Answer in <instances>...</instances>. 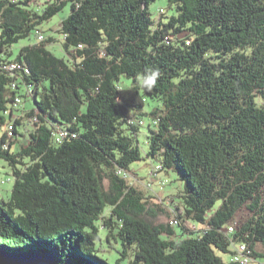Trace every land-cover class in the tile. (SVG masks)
Instances as JSON below:
<instances>
[{
	"label": "trees",
	"instance_id": "trees-1",
	"mask_svg": "<svg viewBox=\"0 0 264 264\" xmlns=\"http://www.w3.org/2000/svg\"><path fill=\"white\" fill-rule=\"evenodd\" d=\"M151 1L0 0V158L14 178L0 194V250L264 264V0H167L173 11L156 18ZM67 4L60 55L49 35L13 52ZM144 158L184 181L174 225L147 218L148 198L128 180ZM239 243L249 262L232 260Z\"/></svg>",
	"mask_w": 264,
	"mask_h": 264
},
{
	"label": "rangeland",
	"instance_id": "rangeland-1",
	"mask_svg": "<svg viewBox=\"0 0 264 264\" xmlns=\"http://www.w3.org/2000/svg\"><path fill=\"white\" fill-rule=\"evenodd\" d=\"M35 2L40 5L44 0H35ZM70 4H67L65 7L61 8L58 13H56L50 20L43 22L40 26V31L44 34V36H53L55 38L53 42L48 46V49L52 50L56 55H60L62 50L60 48V37L62 34L58 31L60 23L62 20L67 17L69 14ZM164 8L165 13L171 14L173 9L168 6L167 0H154L149 3V11L151 12L152 17L156 18L158 16V11H162ZM35 34L34 31L30 33L29 36L24 37L22 39H18L12 45L13 52L18 50L22 45L30 44L35 42ZM131 83V78L126 76H121L122 87H127ZM27 108H30L33 105L32 99H28L25 101ZM156 104L154 100H147L142 110L150 111L153 105ZM142 118L145 120L146 124L140 127L139 132V144L142 150L147 149L146 145V132H147V123H149L150 118L149 115H142ZM23 125L22 128L30 127V123L26 117L24 119H20ZM19 125V126H21ZM22 128H19V131H22ZM6 129V127H5ZM9 129V127H7ZM24 130V129H23ZM3 131L2 127H0V133ZM25 136H19L17 145L20 142H24L26 138V130H24ZM15 149V147L13 148ZM156 158H144L131 163V170L128 173V180L132 182L133 185L139 187L144 191V194L148 198V206L147 208L151 212L150 215H146L147 218L151 219L154 222L160 223H169L170 217L175 213V207L181 208L180 200L176 197V194L179 192L182 187H184V181L178 179L176 173L170 171L165 173L164 171H155L154 167L151 165L156 163ZM14 178L11 175V171L7 162L0 158V194L7 197L10 194V188L12 185ZM4 181L2 184L1 182ZM150 196V197H148ZM158 206V207H157ZM246 209H242L237 213V219L245 218L247 216ZM172 225V224H170ZM189 228H194V226L189 225ZM103 254V258H107L110 262H113L115 258V253L110 254L107 252H101ZM224 258H228V255H223Z\"/></svg>",
	"mask_w": 264,
	"mask_h": 264
},
{
	"label": "water",
	"instance_id": "water-1",
	"mask_svg": "<svg viewBox=\"0 0 264 264\" xmlns=\"http://www.w3.org/2000/svg\"><path fill=\"white\" fill-rule=\"evenodd\" d=\"M0 264H94L82 259L80 255H69L58 258L57 254L47 248L39 247L18 254L0 250Z\"/></svg>",
	"mask_w": 264,
	"mask_h": 264
},
{
	"label": "built area",
	"instance_id": "built-area-1",
	"mask_svg": "<svg viewBox=\"0 0 264 264\" xmlns=\"http://www.w3.org/2000/svg\"><path fill=\"white\" fill-rule=\"evenodd\" d=\"M36 39L37 41L39 40H42L44 36V34L40 31V30H37L36 32ZM19 64L14 62V63H11L10 65H8L9 69H14L16 67H18ZM16 102L19 103L20 100L18 99V97L15 98ZM9 129H10V125L8 126ZM155 171H158L159 169V165H156L154 167ZM128 175V173H127ZM177 223V220L175 219L174 215L170 217V220H169V224H176ZM232 232H234V225L233 223H230L227 225L226 227V230H225V233L226 234H231ZM245 249H246V245L244 243H239L237 244L235 247H234V251H235V254L232 255V260H240L241 262H249L250 259L249 257H247V255L244 254L245 252Z\"/></svg>",
	"mask_w": 264,
	"mask_h": 264
},
{
	"label": "clouds",
	"instance_id": "clouds-1",
	"mask_svg": "<svg viewBox=\"0 0 264 264\" xmlns=\"http://www.w3.org/2000/svg\"><path fill=\"white\" fill-rule=\"evenodd\" d=\"M159 76V73L155 70L150 72L146 77H145V85L148 87L154 86L156 83V79Z\"/></svg>",
	"mask_w": 264,
	"mask_h": 264
},
{
	"label": "crops",
	"instance_id": "crops-1",
	"mask_svg": "<svg viewBox=\"0 0 264 264\" xmlns=\"http://www.w3.org/2000/svg\"><path fill=\"white\" fill-rule=\"evenodd\" d=\"M20 113V112H19Z\"/></svg>",
	"mask_w": 264,
	"mask_h": 264
}]
</instances>
